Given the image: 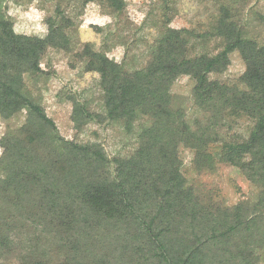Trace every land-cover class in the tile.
<instances>
[{
    "label": "trees",
    "instance_id": "obj_1",
    "mask_svg": "<svg viewBox=\"0 0 264 264\" xmlns=\"http://www.w3.org/2000/svg\"><path fill=\"white\" fill-rule=\"evenodd\" d=\"M49 1L40 37L16 33L0 0V119L18 120L0 155V264H264V41L222 2L200 35L171 26L176 0H159L137 31L120 22L124 0ZM72 1L102 4L112 18L95 28L98 49L85 43L71 51ZM144 30H154V40L135 52ZM211 40L221 48L196 52ZM117 46L119 62L109 57ZM48 49L72 52L84 73L98 76L96 109L78 93L63 95L75 130L94 123L135 132L129 156L111 159L101 143L66 140L26 93V77L46 75L40 63ZM233 53L245 66L239 83L211 79ZM184 76L194 83L190 116L172 94ZM242 119L252 124L247 136L221 133ZM218 143L215 156L209 147ZM181 147L198 173L218 163L237 168L253 198L231 207L204 199L181 172Z\"/></svg>",
    "mask_w": 264,
    "mask_h": 264
},
{
    "label": "rangeland",
    "instance_id": "obj_2",
    "mask_svg": "<svg viewBox=\"0 0 264 264\" xmlns=\"http://www.w3.org/2000/svg\"><path fill=\"white\" fill-rule=\"evenodd\" d=\"M70 0H67V3ZM126 10L120 16L124 29L137 31L146 16L155 15L159 11V0H124ZM227 4L233 11L235 19L245 26L249 36L258 41H264V0H176V12L171 26L176 29H188L203 35L210 30L214 15L217 12L215 4ZM53 2L49 0H6V10L14 11L10 15L14 22V30L18 34L44 36L47 26L45 18L53 11ZM68 13L73 20V30L70 33L71 51L82 48L85 43H91L95 48L102 45V35L95 28H105L112 23V18L105 14V6L97 2L83 5L81 2H70ZM135 52L143 50L153 42L155 31H140ZM222 46L220 40H211L203 45L195 46L196 52L214 53ZM62 50L48 49L41 59V69L45 74L26 77V93L34 102L41 105L46 115L51 118L66 140L79 143H101L109 158L127 157L135 149V132L126 133L117 124L98 126L88 124L83 131H76L71 122V104L64 94L78 93L83 100L90 101L92 108H97L95 101L99 96L98 76L84 73L81 64L75 60L73 53ZM123 48L117 46L109 57L119 62L123 57ZM245 66L237 53L230 56V64L222 74L211 75V79L226 85H237L243 75ZM193 81L188 77L179 78L172 87V94L182 97L191 115V91ZM61 93V94H60ZM60 96H59V95ZM192 121L194 117H187ZM17 121L5 122L0 119V155L5 143L14 139V127ZM252 124L240 120L233 125L224 127L222 134L238 137L247 136ZM223 150L218 143L211 145L209 151L217 156ZM179 156L182 162L181 172L186 182L204 199L231 207L242 200L251 199L255 189L245 179L243 174L229 164H217L214 171L198 173L193 165V153L180 148Z\"/></svg>",
    "mask_w": 264,
    "mask_h": 264
},
{
    "label": "clouds",
    "instance_id": "obj_3",
    "mask_svg": "<svg viewBox=\"0 0 264 264\" xmlns=\"http://www.w3.org/2000/svg\"><path fill=\"white\" fill-rule=\"evenodd\" d=\"M8 14H9V15H14V14H15V12H14V11H12V10H10Z\"/></svg>",
    "mask_w": 264,
    "mask_h": 264
}]
</instances>
